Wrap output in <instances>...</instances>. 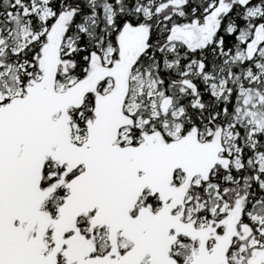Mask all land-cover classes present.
<instances>
[{
  "label": "snow or ice",
  "instance_id": "obj_1",
  "mask_svg": "<svg viewBox=\"0 0 264 264\" xmlns=\"http://www.w3.org/2000/svg\"><path fill=\"white\" fill-rule=\"evenodd\" d=\"M0 264H264V0H0Z\"/></svg>",
  "mask_w": 264,
  "mask_h": 264
}]
</instances>
